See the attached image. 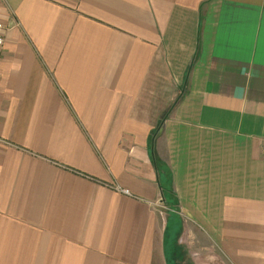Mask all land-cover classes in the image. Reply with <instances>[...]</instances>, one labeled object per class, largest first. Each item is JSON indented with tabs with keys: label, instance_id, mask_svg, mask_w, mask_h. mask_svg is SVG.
Segmentation results:
<instances>
[{
	"label": "crops",
	"instance_id": "obj_1",
	"mask_svg": "<svg viewBox=\"0 0 264 264\" xmlns=\"http://www.w3.org/2000/svg\"><path fill=\"white\" fill-rule=\"evenodd\" d=\"M0 20V264H264V0H0Z\"/></svg>",
	"mask_w": 264,
	"mask_h": 264
},
{
	"label": "trees",
	"instance_id": "obj_2",
	"mask_svg": "<svg viewBox=\"0 0 264 264\" xmlns=\"http://www.w3.org/2000/svg\"><path fill=\"white\" fill-rule=\"evenodd\" d=\"M172 107L169 108L165 113H163L160 116V119H159V122H158L156 129H154L150 135V145H153V139H155L157 133L162 128V125H163L164 121L166 120V118L168 117ZM151 161H152V165L154 167L155 173L157 175V183H158V187L160 189L161 201L168 207L176 208L178 205V201H177L176 195H175L174 190H173L171 173H170L169 168L167 167L166 163H164L158 157L155 150L152 151V153H151ZM73 172L85 176L84 174H82L81 172H78L76 170H73Z\"/></svg>",
	"mask_w": 264,
	"mask_h": 264
},
{
	"label": "built area",
	"instance_id": "obj_3",
	"mask_svg": "<svg viewBox=\"0 0 264 264\" xmlns=\"http://www.w3.org/2000/svg\"><path fill=\"white\" fill-rule=\"evenodd\" d=\"M10 29V26L0 20V61L2 57L3 47L5 43V35L7 30Z\"/></svg>",
	"mask_w": 264,
	"mask_h": 264
},
{
	"label": "rangeland",
	"instance_id": "obj_4",
	"mask_svg": "<svg viewBox=\"0 0 264 264\" xmlns=\"http://www.w3.org/2000/svg\"><path fill=\"white\" fill-rule=\"evenodd\" d=\"M170 214V212H166V211H164L163 212V217H165V218H167V214ZM181 230V227L178 225L177 227H176V229L174 228V223H173V220L171 219L170 220V223H169V226H168V230L169 231H172V233L170 234L173 238L174 237H177V235H178V233H179V231ZM174 231H176V232H174ZM169 233V232H168ZM167 238H168V235H167ZM176 238H174V240H175Z\"/></svg>",
	"mask_w": 264,
	"mask_h": 264
}]
</instances>
